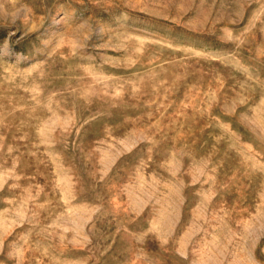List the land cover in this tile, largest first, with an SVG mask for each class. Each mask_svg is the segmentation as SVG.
Listing matches in <instances>:
<instances>
[{
  "label": "rangeland",
  "instance_id": "rangeland-1",
  "mask_svg": "<svg viewBox=\"0 0 264 264\" xmlns=\"http://www.w3.org/2000/svg\"><path fill=\"white\" fill-rule=\"evenodd\" d=\"M0 264H264V0H0Z\"/></svg>",
  "mask_w": 264,
  "mask_h": 264
}]
</instances>
